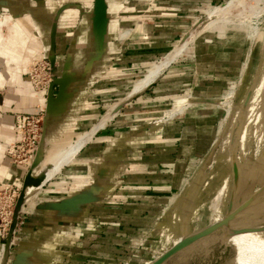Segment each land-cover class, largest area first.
<instances>
[{
  "label": "rangeland",
  "instance_id": "374dc122",
  "mask_svg": "<svg viewBox=\"0 0 264 264\" xmlns=\"http://www.w3.org/2000/svg\"><path fill=\"white\" fill-rule=\"evenodd\" d=\"M228 1L219 0L199 5L182 18L170 20L152 18L157 24L165 21L166 25L163 23V30L146 42L155 45V43L161 44V39L170 38L166 43L169 52L182 38L188 39L197 35L206 27L209 10ZM238 1L240 3L238 2V5L232 9V16L240 15L243 22L233 23L230 27L219 24L216 29L199 34L195 42L186 50L185 55L172 66V70L169 69L170 72L167 71L175 75L164 84L162 91L159 90V86L163 84L155 83L141 96L126 98L133 84L145 76L147 67L162 58L160 54L167 49H159L156 54L158 57L127 58L123 60V65L119 66H112L110 61L109 67L100 69L98 72L104 74L105 78H97L98 81L94 83V104L90 102L88 118L84 120L78 133H88L104 116L114 110L112 120L80 151L74 164L65 167L66 169L64 168L53 181L45 183L38 193L26 199L32 177L41 171L56 152L67 149L71 143L86 134L80 135L78 139L73 137L71 143L66 145L50 144L46 137L52 104L60 96L64 78L70 74L60 62L56 63L59 76V85L56 87L57 98L49 100L48 96L43 95L45 104L38 113L26 115L27 118L40 114L43 124V139L40 145L26 158L19 153H12L18 139L17 132L16 140L6 150V156L16 167L22 169L23 174L0 180V264L2 262V264H26L27 230L33 226L35 220L46 221L44 215L54 211L59 212L55 203L63 204L72 196L85 197L77 185L79 187L86 185L84 176L97 168L99 163L96 160L105 153L110 154L109 148H117L118 140L128 135L135 125H143L147 131L151 127L171 122L175 124L183 122L182 125L185 127L187 113L195 110L194 107L198 103L205 105L202 110L204 113L197 116L202 121L204 118L209 121L207 123L201 121L200 124L202 134L207 139L199 146L189 147L190 159L176 167L184 172L176 179L179 182V190L172 201L173 207L167 213L169 224L164 231L155 232L158 236L153 237H156L157 244L149 246L143 253V263L154 264L163 257L158 258L157 255L165 249L171 251L190 237L214 229L210 223L214 213L218 211L225 222L229 220L233 224L249 222L257 218L264 219V210H254L262 209L264 206V117L258 121L254 129L250 128L248 131L249 123L246 116L250 97L258 88V79L264 72V0ZM70 3L79 6L80 11L77 13L74 9L67 10L68 12L62 16L65 17L61 20L62 25L68 24L73 17L74 19L66 27L61 28V41L66 39L65 31L76 34L78 29L88 22L86 15L89 11L86 10L90 8L91 3L88 6L87 0ZM108 3L107 0H94L95 10L105 12L107 15ZM46 4L50 5L49 11H46L48 15L54 8V15L49 17L55 27H59L60 16L65 5L69 3L62 2L56 8L54 1ZM123 4L127 8L139 5L143 11H149L154 0H126ZM81 8L85 11L84 9L81 11ZM10 9L6 6L0 8V116L5 115L4 111L8 105H23L22 94L18 89L24 84H31L36 93L42 94L31 83L29 75L37 63L43 60L52 61L48 51L24 47L28 38L34 39L33 45L40 42L38 30L32 27L30 17L22 21L25 27L22 26L18 18L13 16L12 7ZM132 15L128 11L125 19L112 18L118 24L117 38H115L119 46V50L115 52L117 54L122 51L131 52L128 53L131 56L142 54L127 48L133 35L131 32L124 40L119 37V33L123 31L133 32L140 22H148L146 17L136 19ZM63 46L66 48L68 44ZM230 62L233 63V79L224 82L221 91L215 97L209 95L198 99L189 83L192 76L214 80L220 73H229L227 71H230ZM236 68L237 71L234 70ZM184 102L191 104L188 111L175 112L174 110ZM262 104L264 105V95ZM24 117L16 114L17 125ZM177 146L180 148L181 142L178 141ZM110 152L113 154V150ZM112 180L116 181L117 178ZM122 180L129 179L124 177ZM242 181L244 187L239 190ZM224 184L225 192L222 200H218L215 209L214 202ZM183 217L189 221L182 223ZM177 222H180L178 227ZM173 224L174 229H172ZM200 229L202 230L198 231ZM231 230L226 228L217 233H209L201 240L184 246L164 264H237L238 251L228 243V239L235 234L234 230ZM186 232L190 235L176 245L175 241ZM3 247L7 249L4 251Z\"/></svg>",
  "mask_w": 264,
  "mask_h": 264
},
{
  "label": "crops",
  "instance_id": "0c3cea01",
  "mask_svg": "<svg viewBox=\"0 0 264 264\" xmlns=\"http://www.w3.org/2000/svg\"><path fill=\"white\" fill-rule=\"evenodd\" d=\"M12 1L25 6L26 12L32 13L37 23L43 19L41 8H45L49 1H54L55 8L62 2L69 3L60 16L59 27H55L52 20H49L48 30L37 28L42 43L33 45L34 39L28 38L24 45L48 51L50 59L55 63L60 62L70 73L64 78L60 96L52 104L46 133L50 144L66 145L71 143L73 137L78 139L86 133L78 132L88 118L91 104H94V83L98 81L97 78H105L104 74L98 72L100 69L109 67L110 61L112 66H119L127 58L158 57L156 54L159 49H167V39L170 38L161 39V44L146 42L159 34L164 28L163 23L165 24V21L157 24L152 18H182L199 5L219 0H154L149 11H143L139 5L127 8L123 4L126 0H107V15L95 10L94 0H87V6L91 3L86 10L89 11L86 15L87 24L82 25L76 34L65 31L66 39L62 41L61 28L74 19L73 17L68 24L62 25L61 20L65 18L62 16L71 9L79 13V6L70 3L78 0H0V8L6 6L10 9ZM128 11L136 19L148 18V22H140L133 32L129 30L119 33L121 40L126 39L130 32L133 34L127 48L142 53L138 56H131L128 54L131 52L126 51L115 53L119 50L115 39L118 24L112 18L125 19ZM53 15L54 8L50 16ZM63 44L68 46L65 48ZM167 51L168 49L160 55H166ZM232 65L233 63L230 64V71H227L229 73H220L214 80L192 76L189 83L198 99L209 95L215 97L221 91L223 83L233 79ZM234 70L237 71V68ZM173 75L175 74L172 72L166 73L157 82L163 84L159 86L160 91ZM23 87L18 89L22 94L23 105H8L5 115L0 116V180L23 174L22 169L16 167L6 156L7 148L17 138L16 114L26 116L38 113L45 104L43 94L36 93L31 84H24ZM190 105L184 102L174 111H188ZM204 107L205 105L198 103L195 110L187 113L185 127L183 122H171L148 128L147 131L143 125L137 124L128 135L122 136L117 148H109L110 154L105 153L96 160L99 163L97 168L84 176L86 185H77L85 197L72 196L63 204L55 203L59 212L44 215L46 221L35 220L27 230L26 264H144L143 253L149 246L157 244L156 237H153L158 236L155 232L164 231L169 224L167 213L173 207L172 201L179 190L176 179L184 172L176 167L190 159L189 147L199 146L207 139L202 134L200 124L209 121L206 118L202 121L197 116L204 113ZM178 141L181 142L180 148L177 146ZM124 177L129 180L123 181ZM114 178L117 180L113 181ZM243 185L242 181L239 189ZM188 200L187 198V202ZM180 222H177V227Z\"/></svg>",
  "mask_w": 264,
  "mask_h": 264
},
{
  "label": "bare ground",
  "instance_id": "6f19581e",
  "mask_svg": "<svg viewBox=\"0 0 264 264\" xmlns=\"http://www.w3.org/2000/svg\"><path fill=\"white\" fill-rule=\"evenodd\" d=\"M238 2L240 3V1L238 0H229L226 4L209 10L207 15L206 27H204L201 31H199L197 35L191 36L190 38L188 37V39L182 38V40L179 41L176 45H174V47L166 55L160 58L157 62L150 65L147 68L145 76L133 84L131 91L129 92L126 98L128 99L136 96H141L147 89L151 88L153 84L159 82L163 78V76L167 73V71H169V69H171L172 66L175 65L176 62L185 55L186 50L195 42V39H197L196 37L199 34L205 31L214 30L219 24H226L228 25V27H230L231 24L233 23H242L243 21L240 15L239 16L235 15V17L232 16V9L236 5H238ZM46 6L45 8L47 9L41 8L40 14L43 19H41L37 23L35 17H33V14L26 12L25 6L17 5L15 1H12V3L9 4V7H12V11H13L12 13L14 14L13 16L15 18L16 17L18 18V21L22 24V26L25 27L22 21L26 19V17H30L32 20L31 25L32 27L36 28V30L37 28L47 29V26L49 27V24L47 23L49 20H51L49 17L51 14L48 15L46 11L47 10L49 11L50 5L46 4ZM25 32L27 31L25 30ZM256 34H257V29L254 31L255 37ZM258 84H259L258 88L255 89L252 95L250 94L251 95L250 104L248 106L247 115H246L247 121L249 123L248 131L250 128L254 129L255 128L254 126L258 123V121H260L264 117V105L262 104V99L264 95V72L260 75L258 79ZM113 115H114V110L110 111L106 116H104L99 121V123L93 127L91 131L83 135L79 140L71 143L67 149L62 151L60 150L56 152L51 158L49 157L50 159L43 166L41 171L32 177L31 185L29 187V190H27L28 193L26 199L30 198L31 195L38 193L42 189V186L45 183L53 181L57 177V175H59L62 172V170L65 167H69L72 164H74L77 161V157L80 151L88 143L91 142L93 136L99 130L104 129L106 127V125L112 120ZM224 192H225V184L220 189L217 200L214 202L215 209L218 200L222 198ZM254 210L256 211L264 210V206L262 207V209L256 208ZM188 221L189 220H185L183 217L182 223H186ZM223 221L224 218H222V214L220 213V211H218L214 213L212 217V222L210 224L214 226L213 228L217 227L216 231H213L215 233L222 231L226 228H231L232 230H234L233 233L235 232V234L228 239V243L231 244L238 251V254H236L238 255V257L237 256H236L237 258L235 257L237 259V264H264V219L257 218L249 222L244 221L246 223L241 222L236 224L230 223V221L227 220L225 224L222 225L221 223ZM189 235L190 234L188 232L183 233L175 241V244L178 245ZM3 249L5 251L7 247H3ZM167 251L169 250L165 249L163 252L158 254L157 255L158 258L164 256Z\"/></svg>",
  "mask_w": 264,
  "mask_h": 264
},
{
  "label": "built area",
  "instance_id": "2783aa9c",
  "mask_svg": "<svg viewBox=\"0 0 264 264\" xmlns=\"http://www.w3.org/2000/svg\"><path fill=\"white\" fill-rule=\"evenodd\" d=\"M58 73L56 63L50 60H43L37 63L29 75L38 91L50 99H55L56 87L58 85ZM18 139L12 149V153H19L26 158L40 145L43 139V124L40 114L20 119L17 125ZM26 162V160L24 161Z\"/></svg>",
  "mask_w": 264,
  "mask_h": 264
},
{
  "label": "water",
  "instance_id": "95a60500",
  "mask_svg": "<svg viewBox=\"0 0 264 264\" xmlns=\"http://www.w3.org/2000/svg\"><path fill=\"white\" fill-rule=\"evenodd\" d=\"M59 85V84H58ZM222 225L225 224V221L221 223ZM215 227L214 229L210 230V231H205L202 232L200 234L194 235L193 237H190L189 239L185 240L183 243H181L180 245L174 247L171 251H169L168 253H166L159 261H157L154 264H164L168 259H170L173 255H175L176 253H178L184 246L190 244V243H194L197 242L199 240H201L202 238H204L206 235H208L209 233H212L213 231H216Z\"/></svg>",
  "mask_w": 264,
  "mask_h": 264
}]
</instances>
